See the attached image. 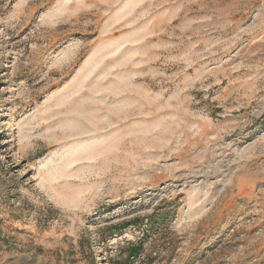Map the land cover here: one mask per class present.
I'll return each mask as SVG.
<instances>
[{
	"label": "rangeland",
	"instance_id": "rangeland-1",
	"mask_svg": "<svg viewBox=\"0 0 264 264\" xmlns=\"http://www.w3.org/2000/svg\"><path fill=\"white\" fill-rule=\"evenodd\" d=\"M0 264H264V0H0Z\"/></svg>",
	"mask_w": 264,
	"mask_h": 264
},
{
	"label": "trees",
	"instance_id": "trees-1",
	"mask_svg": "<svg viewBox=\"0 0 264 264\" xmlns=\"http://www.w3.org/2000/svg\"><path fill=\"white\" fill-rule=\"evenodd\" d=\"M138 250H140V248L137 247H133L130 249V255L134 256L138 253Z\"/></svg>",
	"mask_w": 264,
	"mask_h": 264
}]
</instances>
